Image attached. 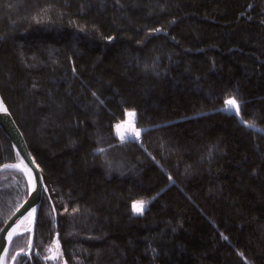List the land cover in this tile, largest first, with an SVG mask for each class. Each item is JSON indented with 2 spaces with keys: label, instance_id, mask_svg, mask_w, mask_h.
Segmentation results:
<instances>
[{
  "label": "trees",
  "instance_id": "trees-1",
  "mask_svg": "<svg viewBox=\"0 0 264 264\" xmlns=\"http://www.w3.org/2000/svg\"><path fill=\"white\" fill-rule=\"evenodd\" d=\"M230 95L264 128V0H0V97L44 189L16 264L55 241L65 264H264V134ZM124 109L144 131L121 144ZM27 194L0 171V229Z\"/></svg>",
  "mask_w": 264,
  "mask_h": 264
},
{
  "label": "water",
  "instance_id": "water-1",
  "mask_svg": "<svg viewBox=\"0 0 264 264\" xmlns=\"http://www.w3.org/2000/svg\"><path fill=\"white\" fill-rule=\"evenodd\" d=\"M0 99L2 98L0 97ZM0 130L10 142L16 155L19 153L17 157L20 160V163L23 166H27L26 170H31V174L29 175L30 181L26 177V181L28 183L27 197L10 215V217L5 221L0 229V257H5L3 249H7L8 251L12 241L21 235H28L29 240H31V242L33 243L34 228L41 206L44 189L42 172L39 166L36 164L34 158L32 157L26 145L25 139L11 113L10 115L0 113ZM33 208L36 209V212L33 214V216L30 217L29 213L32 212ZM25 219H28L29 227L24 231H20V226ZM13 229H15L14 233ZM9 233H13L11 241H9ZM29 240L28 251L26 252V255L30 253V250L32 248V243L31 248L29 247ZM3 260L0 261V264H2Z\"/></svg>",
  "mask_w": 264,
  "mask_h": 264
},
{
  "label": "snow or ice",
  "instance_id": "snow-or-ice-1",
  "mask_svg": "<svg viewBox=\"0 0 264 264\" xmlns=\"http://www.w3.org/2000/svg\"><path fill=\"white\" fill-rule=\"evenodd\" d=\"M116 2L119 3V0H116ZM82 31H83V29H82ZM153 31L158 33L161 31V29L157 28V29H154ZM109 39L111 40L112 37H109ZM73 70L75 71V69H73ZM93 95L95 96L96 94L93 93ZM221 111H225V112L233 114L237 117H240L239 122L246 128L253 129L256 132H264V128L257 127V125L254 121L250 122L248 120L243 119V117L241 116V112H240V102L237 100V98L234 95H230L224 100V107L221 109ZM0 113H3L5 115H10L9 110L5 106L4 101L2 99H0ZM123 115H124L125 119L115 125L116 136L119 137L120 143L123 144V143H126L128 141H132V140H140L142 132L144 130L136 127V113H135V111L124 109ZM122 129H124V131H122ZM110 147H111V145H110ZM96 151L99 153H103L106 150L104 148H98V149H96ZM17 155H19V153ZM4 167L5 168L18 167V165H5ZM24 167H25V169H27L26 165ZM27 171L30 175L31 170L28 169ZM169 179H171V177H169ZM147 203H148V201L143 200V199L133 201L131 204L132 213L135 215H143ZM73 211H75V209ZM35 212H36V209L33 208L32 212L29 213V216L30 217L33 216V214ZM14 232H15V229H13V233ZM13 233H9V241H11ZM225 239H226V237H225ZM31 243H32L31 240H29V247L30 248H31ZM54 246H55V251L53 250V248H49L48 251L50 253H52V255H50L49 257H45V259L55 260L57 258V256L60 255L59 242L55 241ZM3 251H4L5 256H6L7 255V249H3ZM17 255H19V253ZM3 259H4V257H0V261H2ZM12 259L15 260L16 257L13 256Z\"/></svg>",
  "mask_w": 264,
  "mask_h": 264
},
{
  "label": "rangeland",
  "instance_id": "rangeland-1",
  "mask_svg": "<svg viewBox=\"0 0 264 264\" xmlns=\"http://www.w3.org/2000/svg\"><path fill=\"white\" fill-rule=\"evenodd\" d=\"M224 107L223 106L220 107V110ZM225 112V111H223ZM228 113V112H225ZM230 114V113H229ZM237 117V116H236ZM238 121H240V117H237ZM253 130V129H252ZM114 133L116 136V130L114 129ZM262 134H264V132H260ZM119 140V137L116 136ZM105 156V166H106V172L107 175L112 176V175H118V176H126L128 175L129 168H128V164H127V159L126 157L119 152L113 151L111 153L107 152L103 153ZM8 170H14V167H2L0 169V171L4 172V171H8ZM16 183V180L14 181ZM28 219H25L23 221V223L20 226V231H24L29 227V223L27 222ZM49 248H53V250L55 251V246L54 244L49 246L43 253L38 255V258L40 259V261L42 262V264H65V260L63 259L62 255H58L57 258L55 260L53 259H45V257H49L50 255H52V253H50L48 251ZM21 253V254H25L26 250H24L23 248L20 250H13L11 253H7V255L4 257V260L2 262V264H16V259H17V254ZM15 256L16 259L13 260L12 257Z\"/></svg>",
  "mask_w": 264,
  "mask_h": 264
},
{
  "label": "bare ground",
  "instance_id": "bare-ground-1",
  "mask_svg": "<svg viewBox=\"0 0 264 264\" xmlns=\"http://www.w3.org/2000/svg\"><path fill=\"white\" fill-rule=\"evenodd\" d=\"M122 131H124V129H122ZM10 165H18V167H14V170L21 172L22 175L25 177V179H26V177H27L28 180L30 181V176H29L27 170L25 169V167L20 163V161H19L18 163L10 164ZM24 174H25V175H24ZM24 200H25V199H24ZM24 200H23V201H24ZM23 201H22V202H23ZM22 202H21V203H22ZM21 203H20V204H21ZM20 204H19V205H20ZM18 207H19V206H18ZM18 207H17V208H18ZM17 208H16V209H17ZM16 209H15V210H16ZM15 210H14V211H15ZM27 222H28V221H27ZM4 223H5V222H4Z\"/></svg>",
  "mask_w": 264,
  "mask_h": 264
}]
</instances>
